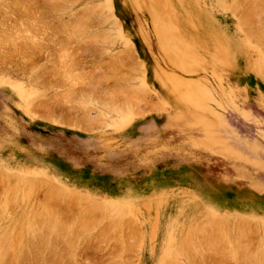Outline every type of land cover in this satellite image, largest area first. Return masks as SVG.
Returning <instances> with one entry per match:
<instances>
[{"label": "rangeland", "instance_id": "rangeland-1", "mask_svg": "<svg viewBox=\"0 0 264 264\" xmlns=\"http://www.w3.org/2000/svg\"><path fill=\"white\" fill-rule=\"evenodd\" d=\"M257 4L0 0V264H264Z\"/></svg>", "mask_w": 264, "mask_h": 264}, {"label": "bare ground", "instance_id": "bare-ground-1", "mask_svg": "<svg viewBox=\"0 0 264 264\" xmlns=\"http://www.w3.org/2000/svg\"><path fill=\"white\" fill-rule=\"evenodd\" d=\"M17 1H18V0H17ZM253 2H254V1H253ZM18 3H19V2H18ZM51 3H52V2H51ZM242 3H243V2H242ZM257 3H258V2H257ZM49 4H50V3H49ZM53 4H54V2H53ZM248 4H249V3H248ZM252 4H253V3H251V6H252ZM255 4H256V3H255ZM261 4H262V3H261ZM99 5H100V3H98V6H99ZM233 5H234V4H233ZM257 5H260V4H257ZM263 5H264V4H263ZM263 5H262V6H263ZM50 6H51V5H50ZM90 6H91V5H90ZM98 6H97V7H98ZM251 6H250V8H251ZM262 6L260 5V6H257L258 8H256V6L254 5L252 9H254V10L256 9V11H257V9H259V7H262ZM97 7H96V8H97ZM100 7H101V6H100ZM28 8H29V7H28ZM89 8H90V7H89ZM93 8H94V7H93ZM35 9H36V8H35ZM90 9H91V8H90ZM248 9H249V8H247V10H248ZM249 10H250V9H249ZM261 10L263 11V10H264V7L261 8L260 11H258V12H256V11L254 12V11H253L252 13H254V14H256V13H258V14H259V13H261V14L264 13V11L261 12ZM91 11L93 12V10H91ZM251 11H252V10H251ZM98 12H100V11H98ZM247 12H248V11H247ZM86 13H87V12H86ZM79 14H80V13H79ZM94 14H95V13H94ZM99 14H100V13H99ZM248 14H249V13H248ZM248 14H247V15H248ZM254 14H253L252 16H254ZM82 15H83V14H82ZM92 15H93V14H92ZM105 15H106V14H105ZM108 15H109V14H108ZM112 15H113V14H111V16H112ZM244 15H245V14H244ZM247 15H246V16H247ZM249 15H250V14H249ZM259 15H260V14H259ZM259 15H255L254 17L256 18V16H257L256 19H258V18H259V17H258ZM80 16H81V15H80ZM93 16H94V15H93ZM111 16H110V18H111ZM31 17H32V16H31ZM78 17H79V16H78ZM81 17H82V16H81ZM90 17H91V16H90ZM250 17H251V15H250L248 18H250ZM261 17H262V16H261ZM45 18H46V17H45ZM82 18H84V17H82ZM252 18H253V17H252ZM252 18L250 19V21H252ZM23 19H24V18H23ZM31 19H32V18H31ZM87 19H88V18H87ZM107 19H108V18H107ZM243 19H244V18H243ZM243 19H242V20H243ZM245 19L248 20L247 17H246ZM109 20H110V19H109ZM242 20H241V21H242ZM246 20H243V21H244L245 23L249 21V20H248V21H246ZM263 20H264V19H263ZM263 20H262V22H263ZM103 21H104V20H102V22H103ZM107 21H108V20H107ZM250 21H249V22H250ZM260 21H261V20H260ZM32 22H33V21H32ZM255 22H256V21H255ZM73 23H75V22H73ZM98 23H99V22H98ZM242 23H243V22H242ZM259 23H261V22H258L257 24H259ZM32 24H33V23H32ZM77 24H78V23H77ZM82 24H83V23H82ZM116 24H117V22H115V24L112 23V25H116ZM246 24H247V23H246ZM250 24H251V23H250ZM262 24H263V23H262ZM255 25H256V24H255ZM260 25H261V24H260ZM260 25H259V26H260ZM32 26H33V25H32ZM35 26H36V25H35ZM65 26H66V25H65ZM84 26H85V25H84ZM84 26H82L83 29H84ZM253 26H254V25H253ZM262 26H264V25H262ZM262 26H261V27H262ZM27 27H28V25H27ZM74 27H75V26H74ZM34 28H35V27H34ZM89 28H90V27H89ZM255 28H256V27H255ZM258 28H259V27H258ZM64 29H65V28H64ZM115 29H116V28H115ZM71 30H73V29H71ZM74 30H76V29H74ZM81 30H82V29H81ZM89 30H90V29H89ZM102 30H104V29H102ZM108 30L111 31V29H108ZM251 30H252V29H251ZM255 30H256V29H255ZM258 30H259V29H258ZM76 31L78 32L79 30H76ZM105 31H107V29H105V30L102 31V32L105 33ZM112 31H113V30H112ZM119 31H120V30H119ZM119 31H118V32H119ZM79 32H80V31H79ZM85 32H87V31H85ZM98 32H99V31H98ZM255 32H256V31H255ZM261 32H262V30H261ZM80 33H82V32H80ZM83 33H84V31H83ZM83 33H82V34H83ZM100 33H101V32H100ZM108 33H109V32H108ZM108 33H107V35H108ZM253 33H254V32H253ZM263 33H264V32H263ZM263 33H262L261 37H259V36H260V34H259V36H258L259 39H264V38L262 37V36H264ZM82 34H81V36H82ZM87 34H88V33H87ZM89 34H90V33H89ZM97 34H98V33H97ZM107 35H106V36H107ZM118 35H119V34H118ZM248 35H249V34H248ZM89 36H90V35H88V37H89ZM109 36H110V35H109ZM249 36H250V35H249ZM251 36H253V35H251ZM251 36H250V37H251ZM66 37H67V36H66ZM84 37H85V34H84ZM90 37H92V36H90ZM93 37H94V36H93ZM93 37H92V39H96V36H95V38H93ZM97 37H100V36H97ZM104 38H105V37H104ZM107 38H108V36H107ZM85 39H86V38H85ZM97 39H98V38H97ZM99 39H100V40H101V39H102V40H105V39H103L102 37L99 38ZM259 39H257V40H259ZM80 40H81V39H80ZM87 40H88V39H87ZM89 40H90V39H89ZM102 40H101V42H104V41H102ZM108 40H109V39H108ZM257 40H256V41H257ZM85 41H86V40H85ZM95 41H96V40H95ZM106 41H107V40H106ZM261 41H262V40H261ZM83 42H84V41H83ZM110 42H111V40H110ZM110 42H109L108 44H110ZM90 43H91V42H90ZM261 43H263V42H261ZM91 44H92V43H91ZM101 44H102V43H101ZM101 48H102V47H101ZM28 49H29V48H28ZM28 49H27V50H28ZM102 49H103V48H102ZM28 51H29V50H28ZM22 52H23V51H22ZM100 53H101V52H100ZM117 55H119V54H117ZM111 56L113 57V55H111ZM113 58H114V57H113ZM113 58H112V59H113ZM115 58H116V57H115ZM114 60H115V59H114ZM117 60H118V59H117ZM112 62H114V61H112ZM115 62H116V60H115ZM121 63H123V62H121ZM117 64H118V63H117ZM119 64H120V62H119ZM112 65H113V64H112ZM120 66L123 67L122 64H121ZM115 67H117V66H115ZM118 70H119V69H118ZM118 70H116V71H118ZM119 71H120V70H119ZM56 72H57V71H56ZM124 72H125V71H124ZM124 72H122V73H124ZM91 73H92V72H91ZM59 74H60V73H59ZM116 74H117V73H116ZM119 74H120V73H119ZM52 75H53V74H52ZM122 75H125V74H122ZM115 76H116V75H115ZM120 76H121V75H120ZM126 76H127V75H126ZM99 77H100V76H99ZM103 77H104V76H103ZM117 77H118V76H116V80H117ZM124 77H125V76H124ZM96 78H98V77H96ZM121 78H122V77H121ZM121 78H119V79H121ZM127 78H128V77H127ZM119 79H118V81H119ZM122 79L125 80V78H122ZM122 79H121L120 81L123 82ZM85 80H86V79H85ZM85 80H84V81H85ZM126 80L128 81V79H126ZM98 81H99V80H98ZM102 81H103V79H102ZM89 83H90V82H89ZM89 83H88V86H90ZM94 83H95V82H94ZM91 87H93V83H92V86H91ZM95 87H96V86H95ZM124 87L127 88L128 86H124ZM124 87H123V88H124ZM130 87H131V86H130ZM133 87H134V86H133ZM120 88H122V87H120ZM92 89H93V88H92ZM95 89H96V88H95ZM95 89H93V90L95 91ZM118 89H119V88H118ZM118 89H117V90H118ZM124 89H125V88H124ZM129 89H130V88H129ZM131 89H132V87H131ZM133 89H134V88H133ZM133 89H132V91H133ZM18 90H19V89H18ZM120 91H121V90H120ZM126 91H128V90H126ZM126 91H125V92H126ZM132 91L130 90V92H132ZM134 91H135V90H134ZM125 92H124V93H125ZM135 92H136V94H137L138 91L136 90ZM83 93H84V91H83ZM89 93H90V92H89ZM91 93H92V90H91ZM116 93H117V92H116ZM124 93H122V94L119 93V94H121V95L123 96ZM79 94H80V93H79ZM84 94H86V93H84ZM93 94H94V93H93ZM131 94H132V93H130V96H132ZM136 94H135V95H136ZM114 95H115V94H114ZM117 96H118V93H117ZM81 97H82V96H81ZM88 97H89V96H88ZM90 97H91V96H90ZM114 97H115V96H114ZM133 97H134V96H133ZM133 97H132V98H133ZM84 98H85V97H84ZM84 98H83V100H84ZM98 98H99V97H98ZM101 98H102V97H101ZM112 98H113V97H112ZM115 98H116V100L118 99L117 97H115ZM125 98H127V95H125L124 99H125ZM130 98H131V97H130ZM130 98H129V103H130V100H131ZM60 99H61V98H60ZM80 99H81V98H80ZM121 99H122V98H121ZM74 100H75V99H74ZM98 100H99V99H98ZM100 100H101V99H100ZM107 100H108V99H107ZM105 101H106V100H105ZM113 101H114V100H113ZM122 101L124 102L123 99H122ZM122 101H121V102H122ZM126 101H128V100H126ZM106 102H107V101H106ZM121 102H120V103H121ZM83 103H84V102H83ZM101 103H102V102H101ZM113 103H115V102H113ZM126 103H127V102H126ZM127 104H128V103H127ZM127 104H126V106H127ZM131 104H132V103H130V105H131ZM84 105H85V104H84ZM84 105H83V106H84ZM103 105H104V103H103ZM109 105H110V104H109ZM114 105H115V104H114ZM83 106H82V107H83ZM106 106H107V105H106ZM80 107H81V106H80ZM110 107H111V105H110ZM128 107H129V106H128ZM84 108H85V107H84ZM89 108H90V107H89ZM89 108H88V109H89ZM92 108H93V107H92ZM73 109H74V108H73ZM85 109H86V108H85ZM85 109H84V110H85ZM81 110H83V109H81ZM129 110H130V109H129ZM86 111H87V110H86ZM120 111H121V109H120ZM79 112H80V111H79ZM121 112H122V111H121ZM84 113H85V111H84ZM84 115H85V114H84ZM82 116H83V115H82ZM87 118H88V116H87ZM87 118H86V119H87ZM86 119H85V120H86ZM89 119H90V118H89ZM96 119H97V118H96ZM98 119H99V118H98ZM98 119H97V120H98ZM98 121H100V120H98ZM89 122H90V121H89ZM91 123H92V122H91ZM85 124H86V121H85ZM40 181H41V180H40ZM62 189H63V188H62ZM68 191H69V190H68ZM58 194H59V193H58ZM82 201H83V200H82ZM98 208H99V207H98ZM88 211H89V210H88ZM92 211H93V210H92ZM54 212H55V211H54ZM92 213H93V212H92ZM49 214H50V213H49ZM41 215H42V214H41ZM53 215H56V212H55ZM84 216H85V215H84ZM85 217H86V216H85ZM42 218H43V217H42ZM51 218L54 219V216H53V217L51 216ZM82 218H83V217H82ZM113 218H114V217H113ZM83 219H85V218H83ZM40 220H41V219H40ZM43 220H45V219H43ZM57 220H58V219H57ZM45 221H46V220H45ZM54 221H55V220H54ZM54 221H53V223H54ZM74 221H75V219H74ZM81 221H82V220H81ZM212 221H213V220H212ZM245 221H246V220H245ZM35 222H36V221H35ZM56 222H58V221H56ZM44 223H45V222H44ZM123 223H124V222H123ZM32 224H33V223H32ZM32 224H31V226H32ZM41 224H42V223H41ZM45 224H46V223H45ZM47 224H48V223H47ZM47 224H46V225H47ZM104 224H105V223H104ZM213 224H214V221H213ZM213 224H211V225H212V228H215V227H216V230H219V229H217V226H216L215 224H214L215 227H213V226H214ZM53 225H54V224H53ZM56 225L58 226V224H56ZM93 225H94V224H93ZM109 225H110V224H109ZM207 225H209V223H208ZM242 225H243V224H242ZM38 226H39V225H38ZM40 226H41V225H40ZM42 226H43V224H42ZM51 226H52V224H51ZM59 226H60V225H59ZM75 226H77V225H75ZM106 226H107V224H106ZM126 226H127V224H126ZM33 227H34V226H32L31 228H33ZM54 227H56V226H54ZM207 227H208V226H207ZM207 227H206V228H207ZM43 228L45 229V227H43ZM46 228H48V227H46ZM52 228H53V227H52ZM34 229H35V228H34ZM50 229H51V227H50ZM106 229H107V228H106ZM239 229H240V228H239ZM36 230H37V228H36ZM51 230H52V229H51ZM75 230H76V229H75ZM80 230H81V229H80ZM87 230H88V228H87ZM128 230H129V228H128ZM214 230H215V229H214ZM42 231H43V230H42ZM62 231H63V229H62ZM64 231L66 232V230H64ZM219 231H221V229H220ZM219 231H215V232H217V233H215V232L213 233V230H212V233H213L214 235H216V234L219 235V234H221ZM43 232H44V231H43ZM75 232H76V231H75ZM86 232H87V231H86ZM89 232H90V231H89ZM218 232H219V234H218ZM35 233H37V232H35ZM68 233H69V232H68ZM70 233H71V232H70ZM93 233H94V232H93ZM40 234H41V233H40ZM79 234H80V233H79ZM89 234H90V233H89ZM209 234H210V232H209ZM241 234H242V233H241ZM37 235H38V234H37ZM41 235H42V234H41ZM43 235H44V234H43ZM71 235H72V234H71ZM94 235H95V234H94ZM222 235H223V233H222ZM229 235H230V234H229ZM39 236H40V235H39ZM88 236H89V235H88ZM210 236H213V235L210 234ZM243 236H244V234H243ZM70 237H71V236H70ZM204 237H205V236H204ZM214 237H216V236H214ZM40 238H41V237H40ZM200 238H201V237H200ZM211 238H212V237H211ZM219 238H220V237H219ZM221 238H222V237H221ZM247 238H248V237H247ZM247 238H246V239H247ZM81 239H82V238H81ZM95 239H96V238H95ZM207 239H208V236H207ZM82 240H83V239H82ZM208 240H209V239H208ZM208 240H207V242H208ZM213 240H215V239H213ZM218 240H219V239H218ZM221 240H222V239H221ZM224 240H225V239H224ZM49 241H50V240H49ZM77 241H78V240H77ZM202 241H203V240H202ZM210 241H211V240H210ZM204 242H206V241H204ZM227 242H228V241H227ZM239 242H240V244H241L242 241H239ZM243 242H244V241H243ZM1 243H3V242L1 241ZM45 243H46V242H45ZM213 243H214V242H213ZM222 243H223V242H222ZM249 243H250V242H249ZM42 244H43V243H42ZM50 244H51V242H50ZM72 244H73V243H72ZM79 244H80V243H79ZM99 244H100V243H99ZM210 244H211V243H210ZM219 244H220V243H219ZM48 245H49V243H48ZM219 246H220V245H219ZM242 246H243V243H242ZM258 246H259V245H258ZM40 247H41V246H40ZM122 247H123V246H122ZM122 247H121V248H122ZM220 247H221V246H220ZM226 247H228V246H225V248H226ZM255 247H256V246H255ZM51 248H52V247H51ZM191 248H192V247H191ZM218 248H219V247H218ZM244 248H245V247H244ZM49 249H50V248H49ZM245 249H246V248H245ZM250 249H251V248H250ZM192 250H193V249H192ZM219 250H220V249H219ZM226 250H227V248H226ZM230 250H231V249H230ZM261 250H262V249H261ZM38 251H39V250H38ZM48 251H49V250H48ZM55 251H56V250H55ZM74 251H75V250H74ZM193 251H194V250H193ZM221 251H224V252H225L224 248H223V250H221ZM247 251H248V250H247ZM250 251H251V250H250ZM10 252H11V251H10ZM41 252H42V251H40V253H41ZM49 252H50V251H49ZM57 252H58V251H57ZM59 253H60V252H59ZM71 253H73V252H71ZM117 253H118V252H117ZM225 253H226V252H225ZM227 253H228V251H227ZM245 253H247V252H245ZM263 253H264V251H263ZM51 254H52V253H51ZM66 254H67V253H66ZM228 254H229V253H228ZM247 254H248V253H247ZM260 254H261V253H260ZM241 255H242V254H241ZM248 255H249V254H248ZM41 256H42V255H41ZM56 256H57V255H56ZM68 256H69V254H68ZM68 256H67V257H68ZM227 256H228V255H227ZM250 256H251V254H250ZM253 256H254V255H253ZM57 257H58V256H57ZM63 257H64V256H63ZM238 257H239V256H238ZM254 257H255V256H254ZM41 258H42V257H41ZM228 258H229V257H228ZM33 259H34V258H33ZM44 259H45V258H44ZM52 259H53V258H52ZM250 259H251V258H250ZM7 260H8V259H7ZM34 260H35V259H34ZM49 260H50V259H49ZM75 260H76V258H75ZM59 261H60V260H59ZM69 261H70V260H69ZM7 262H8V261H7ZM257 262H258V261H257ZM49 263L51 264V262H49ZM114 263H115V261H114ZM121 263H122V262H121ZM253 263H254V261H253ZM261 263H262V262H261ZM34 264H35V263H34ZM36 264H38V263H36ZM62 264H63V263H62ZM92 264H93V263H92ZM172 264H173V263H172ZM210 264H211V263H210Z\"/></svg>", "mask_w": 264, "mask_h": 264}]
</instances>
